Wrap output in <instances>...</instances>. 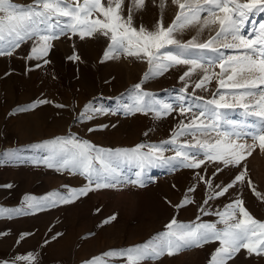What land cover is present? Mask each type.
<instances>
[{"label": "rangeland", "instance_id": "1", "mask_svg": "<svg viewBox=\"0 0 264 264\" xmlns=\"http://www.w3.org/2000/svg\"><path fill=\"white\" fill-rule=\"evenodd\" d=\"M13 3L27 6L33 0H13ZM176 11L172 5L163 10L165 25L171 23ZM160 15V10L149 3L134 14L133 24L152 29ZM205 15L202 13V18ZM262 17L264 14L255 17L257 23ZM197 29L198 26H190L177 38L187 41L196 35ZM215 31L216 26H212L211 31L205 29L199 41L207 40ZM37 42L38 38L25 40L12 55L0 56V209L8 210L0 215V264H28L16 258L29 253L35 256L32 264H86L110 250L147 243L167 231L165 226L173 218L185 224L216 222L217 216L203 215L199 208L204 206L209 212L222 210L237 198L244 200L254 218L264 221V198L256 197L246 184H238L225 196L203 205L211 189L199 180L197 173L211 180L213 185L223 186L238 171L228 168L213 176L216 164L211 162L201 169L152 167L146 170L150 179L142 188L121 185L117 189L89 192L69 203L34 207L37 201H55L57 194L66 195L87 182L78 172L48 167L43 161L49 156V150L36 145L68 136L113 150L131 149L139 144H161L172 139L178 131L177 126L186 123L189 117L178 111L160 117L155 111L126 113V107L134 104L133 86L142 84V90L150 94L145 100L153 107L158 100L176 108L186 103L206 102L213 98L218 87L214 78L206 90L194 89V83L202 75L198 70L190 79L186 78L187 92L181 91L185 84L179 77L188 65H175L162 75L145 79L144 74L150 66L144 61L121 55L101 62L109 43L102 35L81 40L69 32L50 41L51 47L45 57L30 58L31 49ZM221 51L226 55L236 54L234 50ZM74 54L78 60L69 59ZM215 56L216 53L210 51L192 53V58ZM214 71L218 73L219 67ZM224 91L220 90L221 93ZM38 100L50 103L30 111H18ZM220 111L241 126L256 119L245 115L239 107ZM104 125L107 127H102ZM185 139L190 137H180L177 143ZM247 142L252 141L248 139ZM164 147L165 156L175 154V145ZM13 153L14 156L10 155ZM242 165L246 166L247 177L253 186L264 197V151L256 148ZM119 169L127 178H134L137 171L134 163L123 160L119 162ZM189 188H195V191L188 192ZM185 196L193 202L176 207ZM114 214L115 221L103 224ZM218 247V241L209 242L171 256L146 257L141 264H210ZM104 259L107 264H127L126 258L122 257ZM227 264H264V256L249 255L246 250H241Z\"/></svg>", "mask_w": 264, "mask_h": 264}, {"label": "snow or ice", "instance_id": "2", "mask_svg": "<svg viewBox=\"0 0 264 264\" xmlns=\"http://www.w3.org/2000/svg\"><path fill=\"white\" fill-rule=\"evenodd\" d=\"M149 3L161 12L155 25L152 29L143 25L134 26V14L145 9ZM169 5L175 6L177 11L171 23L165 25L162 13ZM202 13H206L203 18ZM261 14H264V0H158V3L157 0H127V4L126 0H33L27 6L17 5L13 0H0V56L12 55L21 42L33 38H38V42L32 47L30 58L38 59L48 54L50 41L61 35L70 32L81 40L102 35L109 43L101 62L121 55L144 61L150 66L144 74L145 79L162 75L175 65H188L179 77L185 84L181 91L187 92L189 85L186 78L190 79L198 70L202 75L194 83V89L206 90L207 84L214 78L218 85L213 98L199 104L186 103L178 108L158 100L156 107H153L145 100L150 94L142 90V84L133 86L134 104L126 107V113L155 111L160 117L178 111L189 117L186 123L181 122L177 126L178 131L174 132L172 139L161 144H139L131 149L113 150L98 148L87 140L68 136L55 137L36 145L49 150V156L43 161L48 167L78 172L87 182L66 195L57 194L55 201H37L33 206L44 208L55 203H69L87 196L89 192L117 189L121 185L142 188L150 179L146 171L149 168L180 166L201 169L208 162L216 164L213 176L228 168L238 171L223 186L213 185L211 180L197 173L199 180L211 189L203 205L225 196L238 184H246L256 197L264 198L247 177L246 166L242 165L246 156H251L256 148L264 151V17L259 23L255 19ZM194 25L198 29L191 39L181 41L177 38L178 34ZM212 26H216L215 34L200 42L201 33L205 29L211 31ZM221 49L234 50L236 54L226 55ZM209 51L216 53V56L192 58V53ZM69 59L78 60L79 57L74 54ZM44 63L48 61L44 60ZM216 67L220 69L218 73L214 71ZM221 89L225 91L221 93ZM198 99L204 101L203 97ZM47 103L50 101L38 100L18 111H30ZM235 107L256 119L241 126L220 111ZM88 110L86 106L85 112ZM185 136L190 139L177 143L180 137ZM248 139L252 142L248 143ZM164 145H175V154L165 156ZM122 160L135 164L137 171L134 178L122 175L119 169ZM194 191L195 188L188 189V192ZM192 202L185 196L176 207ZM6 211L0 209V215ZM198 211L219 219L216 222L185 224L173 218L165 226L167 231L159 233L147 243L110 250L93 257L86 264H107L104 257L113 256L126 258L127 264H141L146 257L171 256L214 241H218L220 247L216 249L210 264H227L241 250H246L249 255L264 256V221L252 216L243 199L232 200L222 210L209 212L201 206ZM116 219L114 214L106 218L103 224ZM197 220H200V216ZM16 259L32 264L35 256L29 253Z\"/></svg>", "mask_w": 264, "mask_h": 264}]
</instances>
